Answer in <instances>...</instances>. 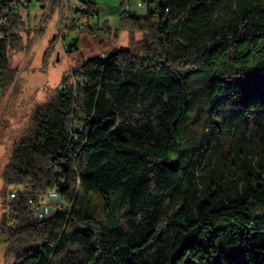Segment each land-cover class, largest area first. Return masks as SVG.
<instances>
[{"label": "trees", "instance_id": "trees-1", "mask_svg": "<svg viewBox=\"0 0 264 264\" xmlns=\"http://www.w3.org/2000/svg\"><path fill=\"white\" fill-rule=\"evenodd\" d=\"M14 1L0 0V94L30 30ZM139 1L115 32L130 46L66 75L14 150L12 264H264V0ZM51 190L61 208L40 219L28 200Z\"/></svg>", "mask_w": 264, "mask_h": 264}, {"label": "rangeland", "instance_id": "rangeland-1", "mask_svg": "<svg viewBox=\"0 0 264 264\" xmlns=\"http://www.w3.org/2000/svg\"><path fill=\"white\" fill-rule=\"evenodd\" d=\"M88 0H64L61 14L51 16L53 0L37 2L22 13L29 23V31L22 32L24 48L11 56L12 66L16 69V80L4 94H0V190L3 186V173L11 161L17 145L26 140L35 128L34 113L38 104L54 96L63 78L71 71L80 68L88 61L107 56L120 49H126L131 41L128 33L121 31L120 14L144 16L145 7H140L139 0H96L98 15H77L76 9ZM41 4V5H40ZM52 6V7H51ZM89 22L95 27L110 28L105 34H90L82 31ZM72 24L79 28H70ZM140 37L136 35L135 40ZM78 39L77 48L71 52L67 45ZM49 55L44 62V54ZM74 78H71V82ZM54 190L41 195V199H52ZM95 202H91L94 205ZM0 197V223L3 213ZM13 259L6 255L5 235L0 228V264H12Z\"/></svg>", "mask_w": 264, "mask_h": 264}, {"label": "built area", "instance_id": "built-area-1", "mask_svg": "<svg viewBox=\"0 0 264 264\" xmlns=\"http://www.w3.org/2000/svg\"><path fill=\"white\" fill-rule=\"evenodd\" d=\"M119 1V0H117ZM37 3V0H15L13 2V6L14 8L17 6H21V5H29V6H33L34 4ZM140 7H145L146 5L143 2H139L138 4ZM130 7H128V11H130L129 9ZM78 10H88L87 9V5L85 3H83L82 5L78 6ZM77 11V10H76ZM76 13H78L77 15H79V11H77ZM104 56V55H101ZM18 188L13 187L10 190L9 196L10 198H15L16 195L18 194ZM28 203L33 211V213L40 219H49L52 216H54L56 214V212L61 208V203L62 201L60 199H58V196L54 190V194L52 195V199H40L39 201H35L34 199H29Z\"/></svg>", "mask_w": 264, "mask_h": 264}, {"label": "water", "instance_id": "water-1", "mask_svg": "<svg viewBox=\"0 0 264 264\" xmlns=\"http://www.w3.org/2000/svg\"><path fill=\"white\" fill-rule=\"evenodd\" d=\"M77 41L78 39H75L73 40L72 42H70L68 45H67V50L69 52H71L73 49H76L77 48Z\"/></svg>", "mask_w": 264, "mask_h": 264}, {"label": "crops", "instance_id": "crops-1", "mask_svg": "<svg viewBox=\"0 0 264 264\" xmlns=\"http://www.w3.org/2000/svg\"><path fill=\"white\" fill-rule=\"evenodd\" d=\"M92 1L96 2V0H92ZM96 7H97V9H98V4H97V3H96Z\"/></svg>", "mask_w": 264, "mask_h": 264}]
</instances>
